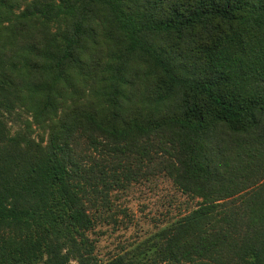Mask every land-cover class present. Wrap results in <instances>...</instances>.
Wrapping results in <instances>:
<instances>
[{"label": "trees", "instance_id": "1", "mask_svg": "<svg viewBox=\"0 0 264 264\" xmlns=\"http://www.w3.org/2000/svg\"><path fill=\"white\" fill-rule=\"evenodd\" d=\"M154 174L199 200L155 264H264V0H0V264H100Z\"/></svg>", "mask_w": 264, "mask_h": 264}, {"label": "rangeland", "instance_id": "2", "mask_svg": "<svg viewBox=\"0 0 264 264\" xmlns=\"http://www.w3.org/2000/svg\"><path fill=\"white\" fill-rule=\"evenodd\" d=\"M91 237L100 264H155L162 232L198 206L163 174L139 177L111 195ZM75 264V262L73 263Z\"/></svg>", "mask_w": 264, "mask_h": 264}]
</instances>
